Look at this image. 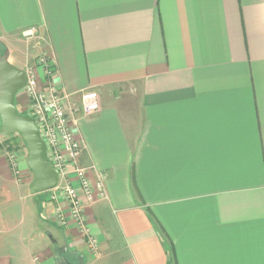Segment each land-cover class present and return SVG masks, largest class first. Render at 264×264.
I'll list each match as a JSON object with an SVG mask.
<instances>
[{"label":"crops","instance_id":"0c3cea01","mask_svg":"<svg viewBox=\"0 0 264 264\" xmlns=\"http://www.w3.org/2000/svg\"><path fill=\"white\" fill-rule=\"evenodd\" d=\"M0 42L22 69L48 54L39 85L68 95L79 163L106 191L82 194L97 254L50 197L49 238L0 243V264H264V0H0ZM87 90L100 109L74 114Z\"/></svg>","mask_w":264,"mask_h":264},{"label":"built area","instance_id":"2783aa9c","mask_svg":"<svg viewBox=\"0 0 264 264\" xmlns=\"http://www.w3.org/2000/svg\"><path fill=\"white\" fill-rule=\"evenodd\" d=\"M36 33L35 28L28 29L24 35L28 38ZM27 72V83L24 87L31 104V116L34 118L41 137L47 146V156L59 171V183L54 189H60L66 195V201L60 205L59 216L61 222L69 227L74 225L94 245L97 241L91 236L86 224L80 194L83 191L92 198L95 194L102 198L105 196V186L102 179L93 184L89 178L88 168L79 165V158L83 152V144L77 137L69 123L65 102L68 95L54 89H43L31 71ZM49 76L52 69L46 72ZM99 94L95 90L83 91L80 104L73 109L74 114H89L100 109ZM51 154L55 160L51 157ZM70 166L73 169L70 170ZM78 183L77 187L74 184ZM65 213L62 210H66Z\"/></svg>","mask_w":264,"mask_h":264},{"label":"rangeland","instance_id":"374dc122","mask_svg":"<svg viewBox=\"0 0 264 264\" xmlns=\"http://www.w3.org/2000/svg\"><path fill=\"white\" fill-rule=\"evenodd\" d=\"M25 38L28 37L25 36ZM3 48H5V45L0 42V53ZM9 60L12 64L17 63L14 58V55L9 56ZM38 67L44 70L46 78L49 77L46 72L49 69H52V64L51 59L49 58L47 53L40 52L38 54H35V59L31 58V55H29L28 64L25 68V70L31 71L40 83L41 81L38 75ZM28 102L29 107L27 114L31 115L33 105L31 104L29 97ZM27 155V147L19 134L12 135L11 137H5L0 134V157L5 159V161L9 165L12 176L14 178V185L22 188V193L20 191L15 192L16 190L12 192L9 189L10 193L12 194H9V196H0V243L6 242V240H9L11 242H15L16 240L19 241V238L21 236L18 235L20 234L23 237V243L26 245H29V243H31V238L34 236L33 234H35V239H37V235H42L43 239H48V234L50 232L49 230L51 229L53 231L54 229L49 228L47 224L39 218L38 204H40L42 199L46 202L50 197H53V200L55 201H66V195L64 193H61L60 189H53L38 194L30 193V184L34 179V176L32 170L27 164ZM51 157L53 158L52 154ZM53 160L55 159L53 158ZM78 164L81 165L80 163ZM71 169H73L72 166H70V170ZM74 184L77 187L78 183L75 182ZM82 194H86L83 191L80 194V199L82 201L84 211ZM39 197L41 198L39 199ZM87 197L90 199L89 196ZM43 204L44 202H41L40 204L42 209L44 208ZM59 208L60 204L58 203L55 211V222L61 228H68L61 222L62 219H60L59 216ZM62 211H64L65 213L68 212L67 209ZM88 247L90 251H92V253L97 254V242L92 245L88 241ZM69 262L73 264V260L71 258L69 259L68 255L65 257L62 256L61 258L57 259V264H70Z\"/></svg>","mask_w":264,"mask_h":264},{"label":"water","instance_id":"95a60500","mask_svg":"<svg viewBox=\"0 0 264 264\" xmlns=\"http://www.w3.org/2000/svg\"><path fill=\"white\" fill-rule=\"evenodd\" d=\"M27 83V72L9 61V51L0 54V134L9 137L19 134L25 143L27 164L33 172L30 193L53 190L59 183V171L47 156V146L40 130L29 114L20 112L16 105L17 94Z\"/></svg>","mask_w":264,"mask_h":264},{"label":"trees","instance_id":"16d2710c","mask_svg":"<svg viewBox=\"0 0 264 264\" xmlns=\"http://www.w3.org/2000/svg\"><path fill=\"white\" fill-rule=\"evenodd\" d=\"M6 48H3V50H1V53L0 54H2L3 53V51L5 50ZM9 137H11V136H9ZM23 140V139H22Z\"/></svg>","mask_w":264,"mask_h":264}]
</instances>
